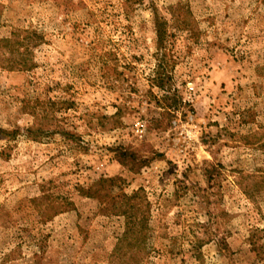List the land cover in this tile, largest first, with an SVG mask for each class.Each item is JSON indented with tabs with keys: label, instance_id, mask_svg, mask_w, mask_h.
Wrapping results in <instances>:
<instances>
[{
	"label": "rangeland",
	"instance_id": "1",
	"mask_svg": "<svg viewBox=\"0 0 264 264\" xmlns=\"http://www.w3.org/2000/svg\"><path fill=\"white\" fill-rule=\"evenodd\" d=\"M10 38L0 264H264V0H0Z\"/></svg>",
	"mask_w": 264,
	"mask_h": 264
},
{
	"label": "trees",
	"instance_id": "2",
	"mask_svg": "<svg viewBox=\"0 0 264 264\" xmlns=\"http://www.w3.org/2000/svg\"><path fill=\"white\" fill-rule=\"evenodd\" d=\"M24 34H25V36H27L30 33H24ZM156 36H157V42L161 43L162 38H163V32L160 29L159 25H157V24H156ZM26 38L27 39H25L24 41L29 39L28 37H26ZM24 41L21 42V44L23 46H25ZM13 42H14V40L12 41L11 38L7 39V40H0V43H7L8 45L12 44ZM17 42L20 45V42L19 41H17ZM27 52H28V50L26 47H25V50H23V52L20 54H19V50L16 51L17 56H18V61L13 62V64L15 63L18 67L17 69L20 71H29L32 67H34V65L28 63V59H27L28 53ZM9 53L13 55L14 51L10 50ZM6 69L14 70L16 68L11 65L8 68L6 67ZM30 113H33V112H30ZM128 156L131 157L132 153L127 154V152H126L124 155L125 159ZM125 159L121 160L120 164H123L124 166H126L127 164H126V162H124V161H126ZM119 181L120 180H118V179H100L88 188V191L86 193V197L96 198L99 200L100 203L105 204V201H106L107 197L109 198V195H107L104 192L106 191V189H108L110 187L114 188L116 186L117 182H119ZM89 191L92 193H90ZM137 196H138V192L133 193L130 197H127L126 195H120V196L117 195V198H120L121 203H114L112 206V209L110 211L115 210L114 215L124 217L125 220H127L126 222L128 225L140 226L139 231H141L145 227L144 224L146 225L147 219L144 216V213H142L140 210H137L138 206H139L138 204L135 203V199L137 198ZM111 198H114V197H111ZM134 208H136V210H134ZM137 213H139V214H137ZM132 228L133 227H131V229ZM145 229H146V227H145ZM136 238H138V236ZM134 261H132V262H134V264H138V262L136 260H134Z\"/></svg>",
	"mask_w": 264,
	"mask_h": 264
},
{
	"label": "built area",
	"instance_id": "3",
	"mask_svg": "<svg viewBox=\"0 0 264 264\" xmlns=\"http://www.w3.org/2000/svg\"><path fill=\"white\" fill-rule=\"evenodd\" d=\"M137 132H139V130H137ZM142 131H140V133H141Z\"/></svg>",
	"mask_w": 264,
	"mask_h": 264
}]
</instances>
